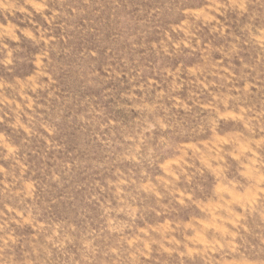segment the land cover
Segmentation results:
<instances>
[{
    "label": "rangeland",
    "instance_id": "obj_1",
    "mask_svg": "<svg viewBox=\"0 0 264 264\" xmlns=\"http://www.w3.org/2000/svg\"><path fill=\"white\" fill-rule=\"evenodd\" d=\"M0 264H264V0H0Z\"/></svg>",
    "mask_w": 264,
    "mask_h": 264
}]
</instances>
